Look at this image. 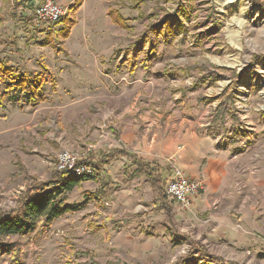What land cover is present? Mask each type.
Wrapping results in <instances>:
<instances>
[{
  "label": "rangeland",
  "instance_id": "374dc122",
  "mask_svg": "<svg viewBox=\"0 0 264 264\" xmlns=\"http://www.w3.org/2000/svg\"><path fill=\"white\" fill-rule=\"evenodd\" d=\"M75 1L53 0L61 22L38 25L32 12L42 0H0V61L30 78L42 62L57 85L55 92L44 86L46 101L37 106L19 94L0 107V218L18 211L26 187L51 178L62 151L98 160L118 149L114 122L105 132L102 120L126 106L110 95L130 89L143 68L150 89L170 95L172 109L187 104L179 92L189 91L211 126L222 114L212 137L235 144L227 152L234 168L217 193H204L201 182L203 199L188 209L167 199L175 203L168 213L162 193L143 176L126 179L129 160L117 156L66 194L64 204L76 210L49 229L0 235L11 246L0 264H176L185 257L207 264L199 246L227 262L264 264V0H82L70 12ZM138 41L151 44V55L148 45L135 53ZM134 54L139 79L128 74ZM170 172L167 166L163 178ZM101 180L104 196H87Z\"/></svg>",
  "mask_w": 264,
  "mask_h": 264
},
{
  "label": "crops",
  "instance_id": "0c3cea01",
  "mask_svg": "<svg viewBox=\"0 0 264 264\" xmlns=\"http://www.w3.org/2000/svg\"><path fill=\"white\" fill-rule=\"evenodd\" d=\"M113 49L112 47L109 49L108 58L111 56ZM116 61L118 60L115 59L114 62L117 63ZM110 63H113V61H110ZM150 63L147 62L143 67L148 66ZM134 65L133 70L127 65L128 74L137 77L140 71L137 64ZM142 71V75H139L141 79L137 77L138 82L132 85L130 89L110 95L112 99H120L122 105L126 102V106H119L120 109H118V106L115 107L118 110L117 114L111 110L115 114L114 118H111V121L114 122L112 126L117 129L119 134L117 148L123 150L125 154H115L109 163L102 165V168L104 166L111 167L110 164L116 160V157L121 156L120 159L124 160L125 163L129 160L127 169L130 168V171H127L126 179L137 180L143 176L150 187L157 190L141 173H137L133 178L131 177L136 169L133 159L155 164L161 175L167 166L170 167V162L174 159L175 164L188 178L202 182L205 187L204 193H217L230 167L234 168L235 162L229 158L230 154L228 155L227 152L235 144H224L219 137H212V134L214 135L218 131H213L210 122L205 120L207 114L203 113L198 101L189 98L190 95H193L192 92H179L182 98L186 95L187 104L172 109L174 103L169 97L170 95L164 96L154 93L150 89L151 73H148L145 68ZM143 78L149 80L140 82ZM103 83L108 88L107 81ZM130 101H132V106H128ZM137 102H139V107L134 108ZM160 104L163 107H160ZM90 159H92V162L97 161L94 156H91ZM102 168L99 170H102ZM108 169L103 171L106 178L110 176ZM93 171L95 176L92 179L97 176L96 171ZM124 173H126V170ZM104 183L106 184V182ZM167 199L169 200V198ZM199 199L202 200L203 196ZM158 202L160 204V201ZM173 204L175 203L173 202Z\"/></svg>",
  "mask_w": 264,
  "mask_h": 264
},
{
  "label": "trees",
  "instance_id": "16d2710c",
  "mask_svg": "<svg viewBox=\"0 0 264 264\" xmlns=\"http://www.w3.org/2000/svg\"><path fill=\"white\" fill-rule=\"evenodd\" d=\"M82 0H76L72 9H69L70 12H75L76 9L81 5ZM18 1L16 4L18 5ZM116 14V24L124 28L125 24L122 18ZM111 15V14H110ZM61 22L60 19L56 22ZM59 24V23H58ZM156 32V31H154ZM63 36V34H61ZM68 33L63 36L67 38ZM146 42L138 41L134 44L136 54L141 51L139 48L147 46L149 49V55L153 52L151 44H146ZM49 44V41L43 42L41 45L46 46ZM130 55L129 57V66L131 70L134 69V64L136 63L137 55ZM151 60H148L150 62ZM125 62V61H123ZM39 71L36 72L32 78L26 74H21L18 70L10 67L4 61H0V107L4 105L5 101H13L17 95L22 94L26 103L30 106H37L40 103L46 101L45 96L42 93V90L45 85L49 84L52 91L55 92L57 89L56 80L53 73L42 63H38ZM220 114L219 112L217 115ZM221 115V116H220ZM211 121L213 125L211 126L213 131L217 130L214 127L218 126V123L223 119L222 114H220ZM214 126V127H213ZM115 154H125L123 150L115 149L112 150L109 154H102L96 162H92V159L87 158L86 160H80L79 165H86L91 168V170H96L102 168V165L109 163ZM133 164L136 166L135 171L131 174V177L141 173L144 175L149 182L158 190L159 193H162V197L159 199L160 206L167 209V212H171L173 202L167 201L166 196L164 195V187L162 190V185L166 183V180L158 171V167L155 164L144 163L138 159H133ZM90 175H80L74 176L67 171H53L50 179L44 182H34L26 187V190L23 193V200L20 203L18 211L11 212L10 215H2L0 218V235L6 236L9 234L17 235H27L32 233L37 225H42L43 230H47L51 227V224L60 216L67 212H72L76 210V207L70 205H65V196L67 193L71 192L73 188L78 187L81 182L91 180ZM107 188L104 182H99V185L95 192L88 194L92 199L99 200L105 194V189ZM103 229V227L100 226ZM103 232L106 234V230L103 229ZM194 251V250H193ZM203 259L207 264H235L227 262L219 257L210 255L205 251L202 246L198 247ZM196 250V252L198 253ZM0 252H4L11 255V246L5 245L0 242ZM79 254L81 252H78ZM15 255V253H13ZM88 257L90 253H85ZM111 264V263H110ZM176 264H193L189 257H185L179 260Z\"/></svg>",
  "mask_w": 264,
  "mask_h": 264
},
{
  "label": "built area",
  "instance_id": "2783aa9c",
  "mask_svg": "<svg viewBox=\"0 0 264 264\" xmlns=\"http://www.w3.org/2000/svg\"><path fill=\"white\" fill-rule=\"evenodd\" d=\"M62 15L63 9L60 5L55 4L53 0H42L41 4L36 6L32 12V17L38 25L55 24ZM124 80L122 78V81ZM111 113V111L107 112L102 120L101 129L105 132H107L112 123ZM79 161L77 154L70 151H62L51 164L57 171H67L74 176L86 174L94 177V171L86 165H79ZM170 169V176L164 185V193L167 198L188 209L203 190V185L200 181L188 178L175 164L174 159L170 162Z\"/></svg>",
  "mask_w": 264,
  "mask_h": 264
}]
</instances>
